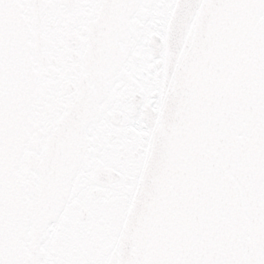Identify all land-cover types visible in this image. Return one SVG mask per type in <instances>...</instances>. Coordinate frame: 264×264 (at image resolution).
Masks as SVG:
<instances>
[{
	"label": "snow or ice",
	"instance_id": "1",
	"mask_svg": "<svg viewBox=\"0 0 264 264\" xmlns=\"http://www.w3.org/2000/svg\"><path fill=\"white\" fill-rule=\"evenodd\" d=\"M0 264H264V0H0Z\"/></svg>",
	"mask_w": 264,
	"mask_h": 264
}]
</instances>
